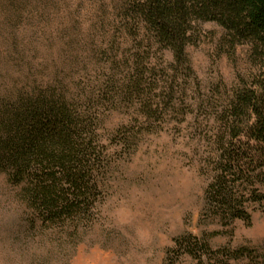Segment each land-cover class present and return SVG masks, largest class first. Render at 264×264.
I'll return each instance as SVG.
<instances>
[{
	"label": "trees",
	"instance_id": "16d2710c",
	"mask_svg": "<svg viewBox=\"0 0 264 264\" xmlns=\"http://www.w3.org/2000/svg\"><path fill=\"white\" fill-rule=\"evenodd\" d=\"M96 2L86 38L78 27L80 35L64 43V52L42 63L25 51L31 42L17 38L32 2L3 5L11 12L0 19V173L45 226L90 223L109 165L108 144L138 143L123 126L108 133L107 120L118 111L130 123L149 120L190 105L189 79L196 77L188 47L199 25L213 21L224 30L221 50L248 47L250 68L220 106L221 98L200 103L217 108L221 125L207 203L224 224L251 223L250 203L264 201V0ZM225 253L237 259L246 249Z\"/></svg>",
	"mask_w": 264,
	"mask_h": 264
},
{
	"label": "rangeland",
	"instance_id": "374dc122",
	"mask_svg": "<svg viewBox=\"0 0 264 264\" xmlns=\"http://www.w3.org/2000/svg\"><path fill=\"white\" fill-rule=\"evenodd\" d=\"M23 1L0 0V19L11 12L3 5ZM29 1L31 12L17 38L31 42L25 51L39 63L55 58L79 32L85 39L96 16V0ZM223 31L216 22H203L188 47L196 77L189 79L190 105L149 120L130 123L120 111L107 120L108 133L123 126L138 143L108 144L109 165L90 223L78 229L45 226L0 173V264H264V201L250 203L251 223L232 224L221 222L207 203L221 125L217 108L200 103L207 97L222 103L250 68L248 47L234 54L221 50ZM164 59L173 60L170 51ZM240 248L244 256L228 259L227 250Z\"/></svg>",
	"mask_w": 264,
	"mask_h": 264
}]
</instances>
